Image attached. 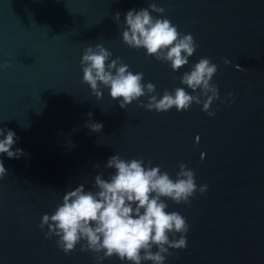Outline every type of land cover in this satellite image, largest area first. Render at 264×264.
Segmentation results:
<instances>
[{
	"label": "water",
	"instance_id": "obj_1",
	"mask_svg": "<svg viewBox=\"0 0 264 264\" xmlns=\"http://www.w3.org/2000/svg\"><path fill=\"white\" fill-rule=\"evenodd\" d=\"M149 3L165 10L154 17L198 46L177 72L122 41L126 13ZM96 44L143 72L158 97L183 87L184 72L210 58L218 67L215 116L196 104L150 112L138 106L147 96L121 109L107 88L97 100L80 67ZM94 122L101 132L86 127ZM0 128L16 133L13 151L24 153L0 156L8 172L0 178V264H96L80 245L65 255L39 225L66 192L95 190L98 174L108 179L114 155L151 161L173 178L183 163L198 187L207 185L189 205L165 201L189 225L186 249L166 264H264V0H0Z\"/></svg>",
	"mask_w": 264,
	"mask_h": 264
},
{
	"label": "clouds",
	"instance_id": "obj_2",
	"mask_svg": "<svg viewBox=\"0 0 264 264\" xmlns=\"http://www.w3.org/2000/svg\"><path fill=\"white\" fill-rule=\"evenodd\" d=\"M164 11L155 3L138 11L129 10L124 18L122 41L130 49H143L146 59L167 63L177 72L188 65L198 46L191 34L182 35L169 19L152 15L157 13L163 17ZM114 18L119 21L120 13ZM112 55L102 44L87 47L82 55L83 83L90 87L97 100L107 88L110 98L117 101L121 109L147 96V103L138 106L150 112L167 113L175 108L181 113L196 104L202 105V111L209 117L215 116L210 108L219 99V90L211 81L218 67L210 58L199 59L190 71L184 72L180 78L183 87L172 92L165 90L162 97H158L154 95L153 83H143V72L133 73L119 57L111 59ZM224 63L227 66L230 61L225 59ZM185 89L194 94L190 95ZM232 95L229 93L228 98ZM86 127L98 133L103 124L94 122ZM17 140L14 131L0 128V156L18 159L24 155L21 149L13 151ZM105 167L114 173L108 179H104L103 174L96 175L95 190L86 191L81 184L63 195L52 214L42 216L39 228L43 231L47 227L45 239L55 236L57 248L65 255L80 245V251L91 253L96 264L114 257L121 264H166L169 257L186 249L187 219L177 211H168L165 201L189 205L197 192L203 195L207 185L197 186L195 172L181 163L173 178L151 161L145 165L143 158L124 160L119 155L110 157ZM7 175L0 160V178Z\"/></svg>",
	"mask_w": 264,
	"mask_h": 264
}]
</instances>
